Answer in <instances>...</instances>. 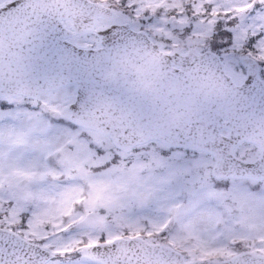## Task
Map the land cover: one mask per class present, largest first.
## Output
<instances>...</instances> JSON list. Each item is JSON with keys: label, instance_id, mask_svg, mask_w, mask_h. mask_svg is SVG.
Masks as SVG:
<instances>
[{"label": "snow or ice", "instance_id": "6c2138e0", "mask_svg": "<svg viewBox=\"0 0 264 264\" xmlns=\"http://www.w3.org/2000/svg\"><path fill=\"white\" fill-rule=\"evenodd\" d=\"M239 11L0 0V142L45 162L36 192H73L71 211L37 236L38 197L25 198L15 165L0 166V264H212L177 249L156 178L183 170L167 182L169 208L223 216L238 186L264 198V151L247 138L264 135V0ZM241 25H252L242 41ZM255 219L248 239L224 240L222 264H264V207Z\"/></svg>", "mask_w": 264, "mask_h": 264}, {"label": "rangeland", "instance_id": "374dc122", "mask_svg": "<svg viewBox=\"0 0 264 264\" xmlns=\"http://www.w3.org/2000/svg\"><path fill=\"white\" fill-rule=\"evenodd\" d=\"M104 4L112 2V0H103ZM164 3L165 0H160ZM237 9L236 14L240 15L241 6H246L248 0H221ZM243 19V17H242ZM252 27L240 26L238 39L242 41L247 35V28ZM33 142L41 143L39 137H33ZM252 154L259 155V147L252 143ZM5 164H13L20 176V181L25 189V198L37 196V203L40 205V218L33 226V233L40 235V227L48 221H55L61 215H65L71 211V199L73 192L65 193L63 199H54L44 196L36 192L32 185L39 180L43 174L49 170L45 162L36 156L25 158L21 153L14 156L8 152V146L0 142V166ZM183 170L177 169L164 175L157 177L160 204L166 210V213L175 221V233L173 242L175 245L192 256L205 257L213 262L227 259L232 256L230 250L225 246V239H248L260 227L256 222V217L260 213V209L264 207V198L250 195L243 186H238L232 201L228 202L223 208V216L214 209H201L193 211L191 208L181 209L179 206L169 208L170 193L167 189V182L171 179L179 177ZM116 222L127 223L126 213L115 209ZM102 224H104L101 218ZM222 226V231H221Z\"/></svg>", "mask_w": 264, "mask_h": 264}, {"label": "water", "instance_id": "95a60500", "mask_svg": "<svg viewBox=\"0 0 264 264\" xmlns=\"http://www.w3.org/2000/svg\"><path fill=\"white\" fill-rule=\"evenodd\" d=\"M10 80H16L17 83L12 85V88L14 91H27V84L20 82L18 77L13 75L12 77L9 78ZM4 85H0V87H3ZM248 139H250L253 142H256L260 145L261 147V151H264V135L258 134L255 131H251L248 133L247 136ZM102 225V224H101ZM201 260H206V259H201ZM214 264V263H212ZM216 264H222V262L220 263H216Z\"/></svg>", "mask_w": 264, "mask_h": 264}]
</instances>
